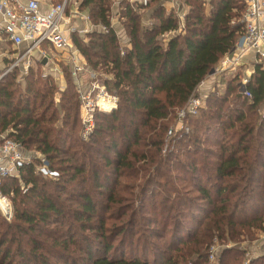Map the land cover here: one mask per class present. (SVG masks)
<instances>
[{"label":"trees","instance_id":"obj_1","mask_svg":"<svg viewBox=\"0 0 264 264\" xmlns=\"http://www.w3.org/2000/svg\"><path fill=\"white\" fill-rule=\"evenodd\" d=\"M165 1L120 0L126 35L112 27L114 0L81 1L109 31L75 45L112 75L104 83L119 98L87 138L72 80L58 102L32 67L24 92L15 76L0 81V142L7 135L48 162L44 172L35 156L0 179L11 205L10 216L0 208V264H264V250L247 260L245 246L264 236V64L245 85L242 69L222 76L196 113L179 116L236 48L245 4L185 0L182 18ZM135 189L138 200L122 198ZM216 242L226 244L211 263Z\"/></svg>","mask_w":264,"mask_h":264},{"label":"built area","instance_id":"obj_2","mask_svg":"<svg viewBox=\"0 0 264 264\" xmlns=\"http://www.w3.org/2000/svg\"><path fill=\"white\" fill-rule=\"evenodd\" d=\"M128 1L132 3L143 0ZM173 2L176 0H169L167 8L180 10V6ZM242 2L245 4L243 34L236 43L232 57L223 60L224 66H234L249 53L255 55L257 62L264 64V0H242ZM68 6L69 0H63L52 3L46 10H42L39 0H28L25 3L20 0H0V60L5 58L10 61L9 63L13 62L8 67L0 66L2 71L0 81L8 72L20 65H23L27 71L37 61H48L50 52L47 47L49 50L53 49L56 53L64 55L72 67L73 77L78 81L88 71L92 73V77H95L96 73L91 71L89 65L82 59V54L75 48L69 33L72 30H78V26L74 22L78 15L81 16L85 24L84 33L91 32L95 25L89 14H83L80 9L72 10L69 6L71 15L68 16L66 12ZM184 15L185 13H180L182 18ZM111 22L112 27L119 25V11L115 12ZM68 26H70V30ZM96 27L101 28L104 32L109 31L102 24ZM7 44L10 46V50L4 48ZM37 52L39 57L36 58ZM92 87L93 90H99L93 96H91L92 91L88 93L82 91V86L78 84L82 98L81 117L85 125L84 138H87L94 128L95 114L105 111L106 107L108 110L112 109L119 101L118 96L110 93L105 85L100 87L97 80L92 83ZM247 95L250 96V93L247 92ZM203 103L204 96L202 95L192 99L187 107L180 111V118H183L187 113H196ZM173 135L174 131L170 130L168 138ZM29 161L21 143L7 135L2 137V142H0V179L17 175L19 167ZM0 208L6 215H11L10 202L4 196H0ZM218 251L217 246L212 248L211 263L216 262ZM252 252L246 254L247 260L258 254Z\"/></svg>","mask_w":264,"mask_h":264},{"label":"rangeland","instance_id":"obj_3","mask_svg":"<svg viewBox=\"0 0 264 264\" xmlns=\"http://www.w3.org/2000/svg\"><path fill=\"white\" fill-rule=\"evenodd\" d=\"M63 1V0H62ZM184 1L185 0H176V2H178L179 4H181V5H183L184 7H187V6H185L184 5ZM166 3L164 4V5H167L168 4V1H165ZM174 4H175V2H173ZM116 11V10H115ZM66 12H67V15L68 16H70L71 15V10L69 9V6L67 7V9H66ZM88 13V12H87ZM146 16H145V19L147 20V22L149 21L150 22V15H149V13L148 12H146ZM92 19V18H91ZM75 25H77L78 26V30H72V31H70L69 33H70V37H71V39H72V41H73V44H74V46H75V48L82 54V52L79 50V48L75 45L76 43H75V41H74V37H76V38H78V37H81V38H83V39H87V35L89 34V33H84L83 31H84V27H85V24H84V22L81 20V18L80 17H78L77 19H75ZM145 21V20H144ZM92 22H93V20H92ZM153 22V21H152ZM94 23V22H93ZM119 27L121 28V31H123L124 33H125V35H126V33H127V28H126V26H125V24H122L121 22H119ZM68 28H69V30H70V26H68ZM94 29H98V28H94ZM93 29V30H94ZM127 40H128V38H126L124 41L125 42H123L122 43V50L123 51H125V49L129 46L130 47V45L129 44H127ZM86 42V41H85ZM80 54V55H81ZM58 55V53H55V56H57ZM82 56V59L87 63V65H89V63H88V60H87V58L82 54L81 55ZM57 60V61H56ZM56 60H55V63L58 65V67L60 68V72H59V74H61V73H63V75L62 76H57L56 74L58 73V72H56V71H53V73L52 72H50L49 71V69L47 70V71H45L44 70V68L41 66V64H36V65H33L32 66V69L34 70V73H35V76H34V78L35 79H37L38 77H40V76H47V78H49L52 82H51V84L52 85H54L55 86V90H56V94H55V99H56V102H58L59 101V99L61 98V92L62 91H64V90H66V88H68L69 87V85L71 84V82H70V80H72L73 81V83L74 84H76L77 85V87H76V89H77V92H78V94H79V100H80V104H79V111H80V119H81V123H82V127H83V130H82V135H83V132H84V129H85V125H84V123H83V120H82V117H81V105H82V98H81V95H80V93H79V88H78V84H80L81 86H82V91H85V92H89V91H92V95L91 96H93L94 94H96V93H98V91L99 90H93V87H92V83L95 81V80H97L98 82H99V85H100V87H103L104 85L106 86V84L104 83V81L106 80V79H110L111 77H112V75L111 74H106V72H104V71H97V69H94V68H92L91 67V71H94L95 73H96V75H95V77H92L91 75H92V73L90 72V71H88L85 75H84V77H82V78H80L79 79V81L76 79V78H74L73 77V75H72V73H71V70H72V67H71V65L67 62V60L65 61L64 59H63V55L62 54H59L57 57H56ZM9 63V62H8ZM13 63V62H12ZM12 63H9V64H7V66L6 67H8L10 64H12ZM90 67V66H89ZM31 69V68H30ZM25 70V68H23V65H20L18 68L16 67L15 69H13V70H11L10 72H8L3 78H2V80L3 79H5V78H10L11 76H15V79H16V83L18 84V86L20 87V89L22 90V92H24L25 91V89H26V86H27V78L30 76V74H31V70ZM6 71V70H5ZM91 73V74H90ZM2 74V71H1V67H0V75ZM226 77H230L231 75H225ZM220 78V77H219ZM223 78V77H222ZM221 78V79H222ZM1 80V81H2ZM220 82H221V80H219ZM106 88H107V86H106ZM24 90V91H23ZM210 92V91H209ZM208 92V93H209ZM207 93V94H208ZM113 94V93H112ZM118 107V103H117V105L115 106V107H113L112 109H110V110H108L107 109V107H106V109H104L105 111H102V112H105V113H110V112H112L113 110H115L116 108ZM96 125V114H95V119H94V126ZM181 124H178V128H181ZM26 155H27V158L31 161L35 156L37 157V156H39L40 158H42L43 159V164L44 165H42L43 166V171L44 172H48V168L46 169V166H47V164H48V162H47V160L46 159H44V156H42L40 153H37L35 150H33V149H31V151H29V150H26ZM41 166V165H40ZM177 184H178V186L181 188V189H183L184 191H183V193H186L185 192V189H186V187H184L183 186V184H181V183H178L177 182ZM153 188V187H152ZM130 192H132V193H130ZM139 193H140V191H139V189L137 190V189H135V190H130V191H128L127 193H125V195H124V197L122 196V198H129L130 200H132L133 198H136L137 200L139 199L138 198V196H139ZM132 194H135V195H137V197L136 196H132ZM0 196H2V195H0ZM7 216H9V215H7ZM190 222V221H189ZM145 227H147V223H146V226ZM154 228H157L158 230H160L161 229V227L159 226V225H155L154 226ZM161 234V233H160ZM164 234V233H163ZM257 234H259V232H257ZM135 239H136V237H135ZM134 239V240H135ZM257 238H255L254 240H251V241H247V242H245V246H247V244H249V243H251V245H249V246H254L253 247V249L255 250L256 248H257V246H258V244H261V239H258V240H256ZM150 240L151 241H155V242H162V243H164V239L162 240V239H160L159 237H155L154 235L150 238ZM263 240V239H262ZM249 242V243H248ZM226 244V243H225ZM225 244H220V243H218V242H216L214 245H212V247H211V250H212V248L214 247V246H217L219 249H223L224 248V246H225ZM232 245V243H229V245H226V246H231ZM242 244H240L239 246H241ZM128 250V249H127ZM126 250V251H127ZM150 254V253H149Z\"/></svg>","mask_w":264,"mask_h":264},{"label":"crops","instance_id":"obj_4","mask_svg":"<svg viewBox=\"0 0 264 264\" xmlns=\"http://www.w3.org/2000/svg\"><path fill=\"white\" fill-rule=\"evenodd\" d=\"M20 1L25 3L28 0H20ZM81 1L82 0H69L70 9H72V10L80 9ZM39 2H40V5H41V9L42 10H46V8H48L52 3H56V2H58V0H39ZM119 4H120V0H114V7H115L116 12H118ZM175 4L180 6V12L181 13H186L187 12V10H188L187 7H184L183 5H180L178 2H175ZM82 13L83 14H88V13H86V11H82ZM78 17L81 18V16H79V15H78ZM0 18H1V16H0ZM81 20H82V18H81ZM74 22H76V21H74ZM146 23L149 24L150 22L149 21L147 22V20H146ZM4 48L10 50V46L8 44H7L6 47L4 46ZM47 50L50 52L49 60L48 61L47 60L41 61V66L44 68L45 71H47L49 69V71L52 72V73L56 69V72H58L56 75L59 76V77L62 76L63 73L59 74L60 68L55 63L56 57L59 54H61V53H58V55L55 56L56 52L53 49L49 50V47H47ZM232 54H233V52L230 53V54H227L221 60V62L218 64V66L215 68L214 73L210 74L208 76V78L200 85L199 90H198L199 95L206 96L209 91H212L217 86H221L222 85V84H220V81H219V80H221L222 76H224V75L233 76V75H235V73L237 71H239L241 69H242V73L243 74L241 76L240 84L245 85V83L248 82L251 79V77H252V75H253V73L255 71V66L257 64L255 55L253 53H249V54L245 55L241 59V61L238 62L237 64H235L234 66H224L223 65V60L226 59L227 57H230V56L232 57ZM35 57L36 58L39 57V53L38 52H37ZM63 59L67 60V59H65L64 55H63ZM8 62H10V61L7 60V59L5 60V58H1L0 66H7V64H9ZM36 64H39L38 61L35 62L33 65H36ZM263 250H264V239L263 240L261 239V244H259L255 250L253 249V251L258 253V251H263Z\"/></svg>","mask_w":264,"mask_h":264},{"label":"water","instance_id":"obj_5","mask_svg":"<svg viewBox=\"0 0 264 264\" xmlns=\"http://www.w3.org/2000/svg\"><path fill=\"white\" fill-rule=\"evenodd\" d=\"M214 71H215V70H213V71L211 72V74L214 73ZM243 88H244V87H243Z\"/></svg>","mask_w":264,"mask_h":264}]
</instances>
